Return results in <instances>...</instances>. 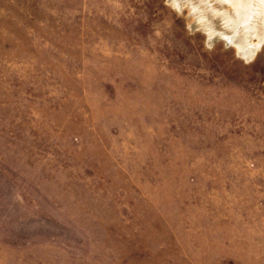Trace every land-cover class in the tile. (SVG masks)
I'll list each match as a JSON object with an SVG mask.
<instances>
[{"label": "rangeland", "instance_id": "rangeland-1", "mask_svg": "<svg viewBox=\"0 0 264 264\" xmlns=\"http://www.w3.org/2000/svg\"><path fill=\"white\" fill-rule=\"evenodd\" d=\"M174 20L0 0V264H264V52Z\"/></svg>", "mask_w": 264, "mask_h": 264}, {"label": "clouds", "instance_id": "clouds-1", "mask_svg": "<svg viewBox=\"0 0 264 264\" xmlns=\"http://www.w3.org/2000/svg\"><path fill=\"white\" fill-rule=\"evenodd\" d=\"M163 8L183 22L184 35L202 52H231L250 66L264 52V0H162ZM171 27V25H169Z\"/></svg>", "mask_w": 264, "mask_h": 264}]
</instances>
